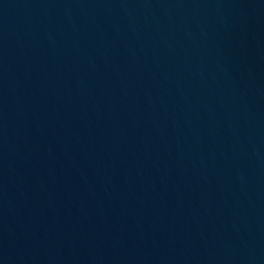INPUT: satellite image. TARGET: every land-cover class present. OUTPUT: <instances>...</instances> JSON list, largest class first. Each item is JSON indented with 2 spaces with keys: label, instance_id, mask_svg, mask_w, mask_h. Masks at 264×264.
<instances>
[{
  "label": "water",
  "instance_id": "water-1",
  "mask_svg": "<svg viewBox=\"0 0 264 264\" xmlns=\"http://www.w3.org/2000/svg\"><path fill=\"white\" fill-rule=\"evenodd\" d=\"M65 264H264V0H18Z\"/></svg>",
  "mask_w": 264,
  "mask_h": 264
}]
</instances>
